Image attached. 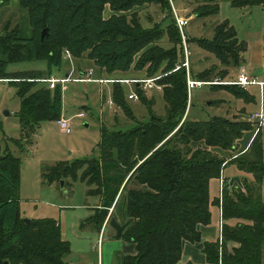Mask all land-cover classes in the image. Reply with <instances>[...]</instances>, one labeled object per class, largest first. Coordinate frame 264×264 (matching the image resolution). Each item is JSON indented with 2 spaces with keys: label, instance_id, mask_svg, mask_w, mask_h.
I'll return each mask as SVG.
<instances>
[{
  "label": "trees",
  "instance_id": "obj_1",
  "mask_svg": "<svg viewBox=\"0 0 264 264\" xmlns=\"http://www.w3.org/2000/svg\"><path fill=\"white\" fill-rule=\"evenodd\" d=\"M212 3L209 15L219 12V6ZM152 5L168 13L170 23L166 27L143 26L135 9ZM232 5L264 7V0H233ZM19 6L27 18L14 32L6 31L7 35L0 37V80L17 85L19 121L25 136L36 133L43 122H54L62 116V85L52 90L40 80L50 79L54 70L62 67L66 50L75 59L93 61L108 76L132 68L146 69L149 78L165 76L160 80L165 86L164 116L152 110L155 99L148 102L146 92L135 85L134 92L151 115L148 123L137 122L129 131L103 128L96 156L63 161L43 173L49 184L58 179L81 181L88 187V196L101 198L102 205L92 217L99 232L110 209L114 208V215L124 202L125 217L132 224L123 240L134 245L136 255L122 256L121 264H178L184 244L200 242L199 227L210 224V182L219 179L230 163L252 174L254 181L245 183L244 190L225 186L222 200L216 201L222 208V237L205 243L206 264H262V131L246 150L238 152V141L255 130V124L240 116H212L200 121L190 118L192 102L189 105L186 70L175 71L181 63L182 49L170 0H19ZM107 6L113 14L105 19ZM44 30L47 35L42 40ZM166 37L167 48L161 44ZM197 44L215 55L222 69L211 67L198 72L192 77L195 80L226 78L245 63L248 45L238 38L229 21L215 27L213 39H200ZM27 61L46 62L47 73L8 72L9 65ZM160 71L163 74H158ZM219 87L228 89L237 99L254 101L239 86H211L215 91ZM112 98L130 120H136L125 85L113 83ZM216 151L238 155L228 161ZM20 167V159L11 154L0 156V264H67L71 246L62 238L59 222L41 219L28 224L20 216Z\"/></svg>",
  "mask_w": 264,
  "mask_h": 264
},
{
  "label": "rangeland",
  "instance_id": "obj_2",
  "mask_svg": "<svg viewBox=\"0 0 264 264\" xmlns=\"http://www.w3.org/2000/svg\"><path fill=\"white\" fill-rule=\"evenodd\" d=\"M212 1L219 6V12L209 15L208 13L211 14V12L208 11L213 7ZM172 2L181 16L190 20L184 32L192 53L190 56V74L192 77L211 67L222 69L216 56L201 49L197 43L200 39H213L215 27L224 21H229L236 29L238 38L247 43L249 52L246 65L250 64L249 69H253L257 74L263 73L264 59L261 58L264 51V7H234L232 5L233 0H172ZM135 11L139 12L145 28H151L156 24H162L163 27H166L170 23V20L166 19L168 13L163 12L159 6H144L136 8ZM199 11L202 12L201 17L197 16ZM112 14V10L107 6L104 18L107 19ZM26 18V13L19 6V0H2L0 5V37L7 35L5 34L6 31L14 32L18 24L25 23ZM179 34L181 36L180 31ZM167 43L169 42L166 37L161 44L167 48L169 46ZM79 66L82 69L94 70L95 73L97 71L99 77L102 78H149L146 69L136 71L134 68L126 73L108 76L104 71L98 69L91 60L77 61L68 57L63 59V65L60 69L54 70V76L61 78L70 74L72 78H75L76 75L74 74H79L77 71ZM47 69V63L44 61H27L9 65L8 72L39 70L46 71L43 72L46 74ZM158 74H163V72ZM236 78L235 73L231 71L228 77L214 80L222 83L232 82ZM253 79L259 81L258 78ZM9 82L11 81L0 80V156L11 154L20 159L21 186L18 196L20 216L30 220H57L61 225L62 238L71 246V259L81 260V264H95L98 260V239L102 232L99 234V230L92 222V217L95 215V209L102 204L101 198L88 196V187L81 181L73 182L71 179L61 181L58 179L49 184L44 180L43 173L63 161L73 162L96 156L98 146L103 138V128L129 131L140 121L148 123L151 120V115L144 103L130 100L128 103L136 119L135 121L130 120L113 102V84H80L72 81L66 84L64 88L62 87L63 112L61 116L70 119L72 133L68 135L59 129L57 121L60 118H58L54 122H43L36 133L33 132L25 136L19 121L21 100L17 93L18 88L17 85ZM132 87L125 85L127 95L134 91ZM216 90L218 91L211 87H204L193 92L192 107L190 108L191 119L194 117L193 114L200 113L199 111L204 107L207 109L208 116L216 114L231 119L233 118L232 114L237 112L244 121H248L250 114L260 111L262 103L264 106V88L263 96L259 88H254L252 92L256 101L244 104L245 109L240 111L243 100L237 99L226 88L219 87ZM153 99L156 102L152 110L157 115L164 116L166 111L163 96L152 91L147 97V101L150 102ZM223 100H225V104L219 110L217 107L212 109L207 107L206 103L208 102ZM81 113H84L83 118L80 117ZM200 116L206 119V113H201ZM26 133L31 132L26 130ZM251 135L254 139L255 130L246 133L243 142H246ZM261 138L264 160V129ZM236 155H238L237 152L228 153L226 156L230 161ZM221 177L232 183V189L239 187V189L244 190L245 183L251 184L254 181L252 174L239 170L235 163L225 166ZM62 182H64L63 185ZM261 196L264 202V180L261 184ZM220 197V179H213L210 182V212L211 221L215 225H219L221 219L220 208L215 204ZM113 210L114 208H111L109 213L111 214ZM124 214L125 204L121 202L104 235V264H121L122 256H129L135 251L134 245L123 240L125 229L128 226L126 220H129ZM234 223L232 222L233 225ZM221 224L223 225V221L220 222V226ZM178 264L184 263L180 260ZM262 264H264V249L262 251Z\"/></svg>",
  "mask_w": 264,
  "mask_h": 264
},
{
  "label": "built area",
  "instance_id": "obj_3",
  "mask_svg": "<svg viewBox=\"0 0 264 264\" xmlns=\"http://www.w3.org/2000/svg\"><path fill=\"white\" fill-rule=\"evenodd\" d=\"M172 3V13L176 21V26L178 30L181 33V49H182V57H181V63L176 66L175 71L185 69L186 74H187V92H188V98H189V105L192 100V95L193 92L197 89H202L204 87H211L213 85H236L242 88H247L253 85H259L263 86V83L259 82L256 79H253L252 77L248 76H240L236 78L232 82H218V81H212V82H204L200 80H195L192 78L190 74V56L192 55L190 49H189V44H188V38L185 35V29L189 25L190 20L184 18L181 16V14L178 12L176 7L174 6L172 0H170ZM65 57L68 58H73L72 54L69 51H65ZM165 76L163 75H157L152 78H145V79H105V78H97L94 77V71L90 70L80 77L77 78H72L70 75L67 77H62V78H56V77H51L50 79H45V80H40V82L45 83L48 85V88L50 89H55L58 84H61L62 87L64 88L66 84L69 82L75 81L77 83H98V84H113V83H121L123 85H131L135 86L138 85L141 87L145 92H158V93H163L164 91V85L160 83V80H162ZM217 80V79H216ZM129 99L133 101H139V96L134 92L129 95ZM113 105V104H112ZM80 117H84V113L80 114ZM248 121L255 124V136L264 129V110L261 109L260 111L250 114ZM70 119H66L64 117H61L57 121V125L59 129L65 133V134H71L72 133V127L70 123ZM221 197L220 199L222 200V194L224 192V188L226 185V181L221 177ZM222 209V208H221ZM223 219V218H222ZM222 224H221V229H220V240L222 237ZM103 244H104V236H103V231L100 235V238L98 239V244H97V252L99 254V260L97 264H103Z\"/></svg>",
  "mask_w": 264,
  "mask_h": 264
},
{
  "label": "crops",
  "instance_id": "obj_4",
  "mask_svg": "<svg viewBox=\"0 0 264 264\" xmlns=\"http://www.w3.org/2000/svg\"><path fill=\"white\" fill-rule=\"evenodd\" d=\"M248 52H249V48H248L247 53H246V55L244 57L245 63L240 68H238L236 70H232V72L235 73V75L237 76V78L240 77V76H248V77H252V78H258L259 79V82L263 83V86L253 85V86H250V87H247V88H243V89L247 90L253 96V92H252L253 89L254 88H259V90L261 91V95L263 96V88H264V67H263V73L262 74H257L256 71L255 72L253 71V69H249L248 66L250 64L248 63L246 65ZM261 59H264V51H263V56H262ZM74 60L80 61V60L75 59V58H74ZM78 68H79V70H77V71L79 72V74H74V75H76L75 78L80 77L84 73L90 71V70L82 69L80 66ZM95 70H96V68H95ZM68 75H70V74H67L66 76H63V77H67ZM52 77H56V76H54V74H53ZM94 77L100 78L97 71H96V73L94 72ZM80 84H98V83H80ZM101 85H103V84H101ZM129 86H131V85H129ZM132 88L134 89V87H132ZM131 93H134V91H131ZM150 93L151 92H146L147 97L149 96ZM130 94L127 95L128 102L130 101V99H129V95ZM159 94L162 95V93H159ZM254 98H255V96H254ZM192 99H193V97H192ZM255 101H256V99H254L253 102H255ZM191 102H192V100H191ZM253 102H250V103H253ZM212 103H213V101L206 103L207 104V107L209 109H212L213 107H217V109L219 110L222 107V105L225 104V100L221 101V103H219L217 105H213ZM246 103L247 102H245L244 100L242 101V106L240 107L239 111L242 110V109H245L243 107V105L246 104ZM193 105H194V103H193ZM261 109L264 110L263 103L260 106V110ZM206 110L207 109H205L204 107H202V110L199 111L200 113L196 112L195 114H193L194 117L192 116L193 117L192 119L193 120H199L200 121V120L209 119L212 116H222V115H216V114L215 115H212L211 114L210 116H208ZM201 113L202 114L206 113V119L201 118V116H200ZM224 116H226V115H224ZM238 116H240V115H238L237 112L232 114V117L233 118H236ZM252 140H253V135H251V137L248 138V140L246 142H243V138L240 141H238V152L247 149L250 146ZM216 152L218 154L222 155V156H226V154H228L227 152H221V151L220 152L219 151H216ZM219 179L221 181V178H219ZM225 181H226V185L225 186H228L229 190H231L232 189V183H230L227 180H225ZM218 207L220 208V211H221V219H220V222L222 223L223 219H222V209H221V205H218ZM112 213H113V211H112ZM112 213L109 215L108 219L106 220V222H105V224H104V226H103V228L101 230V232L103 231V236L106 233V228L111 224V221H112L113 217H115V216L112 215ZM126 222L128 223V226H127V228H128L132 224V221L126 220ZM220 222H219V225H215L213 223V221H211L209 225H202V226H200L199 227V231L201 233V241L198 242V243H195V244H191V243H185L184 244V246H183V252H182V258H181V261L184 264H206L207 263L206 255L203 252L204 251V246H205V243L206 242H217L218 240H220ZM233 222H235V221H233ZM126 229H125V231H126ZM101 232H99V234ZM229 246L232 247V248L237 247L236 244H229ZM71 254H72V251L66 257L67 264H81L82 263L81 260H72L71 259ZM134 255H136V251H134L133 253H131L129 256H134ZM97 256H98V260H99V254L98 253H97ZM102 257H103V264H104V260H105L104 255H102ZM98 260H97V262L95 264L98 263Z\"/></svg>",
  "mask_w": 264,
  "mask_h": 264
},
{
  "label": "water",
  "instance_id": "obj_5",
  "mask_svg": "<svg viewBox=\"0 0 264 264\" xmlns=\"http://www.w3.org/2000/svg\"><path fill=\"white\" fill-rule=\"evenodd\" d=\"M47 35V30H44L43 32H42V40L45 38V36ZM64 184V182H62V185ZM25 220V222L26 223H31V221L32 220H30V219H24ZM6 264H8V263H6Z\"/></svg>",
  "mask_w": 264,
  "mask_h": 264
}]
</instances>
